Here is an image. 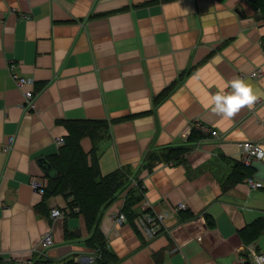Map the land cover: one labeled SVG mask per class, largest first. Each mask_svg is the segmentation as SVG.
Returning a JSON list of instances; mask_svg holds the SVG:
<instances>
[{"label": "crops", "instance_id": "obj_1", "mask_svg": "<svg viewBox=\"0 0 264 264\" xmlns=\"http://www.w3.org/2000/svg\"><path fill=\"white\" fill-rule=\"evenodd\" d=\"M261 14L255 0H0V264L95 262L85 214L71 212L65 191L31 185L46 177L44 161L59 169L74 147L102 175L129 171L130 188L143 193L126 223L113 217L125 193L102 209L114 256L106 264H253L248 247L264 252V157L246 165L241 149L264 147ZM11 66L34 82L21 89ZM236 78L257 99L226 117L209 101L230 94ZM26 90L36 92L34 108ZM88 120L83 134L71 129ZM175 149L185 154L174 158ZM181 202L188 209L149 238L138 214ZM53 208L65 216L53 220ZM50 228L55 245L40 251Z\"/></svg>", "mask_w": 264, "mask_h": 264}, {"label": "trees", "instance_id": "obj_2", "mask_svg": "<svg viewBox=\"0 0 264 264\" xmlns=\"http://www.w3.org/2000/svg\"><path fill=\"white\" fill-rule=\"evenodd\" d=\"M256 5L261 10V18L264 21V0H255ZM93 126V121H78L76 125L71 126V129L79 134H83L85 129ZM200 130V129H199ZM197 132L196 130H194ZM193 131V132H194ZM201 131V130H200ZM194 132V133H195ZM183 149H175L172 152V157L180 158L184 155ZM69 159H66L67 164L59 166L60 175L57 178L52 179L53 182L48 189L47 180L46 193H55L65 191L66 195L70 198L69 206L71 212H83L87 218L88 226L92 230L91 236L87 239L88 246L95 250L92 256H95V262L93 264H106L110 260H114L113 253L110 250V244L104 234L99 229L101 211L104 208L109 207L112 202L120 194L125 193L126 206L123 210L124 213L130 219V214L133 207L141 201L143 193L134 188H130L132 185V179L129 175V171L119 168L118 170L108 174L102 175L96 161L91 167H86L85 157L81 155L78 147H74L68 153ZM136 213V212H135ZM263 226V223L257 221L253 226V233ZM74 260L64 261L62 263H55L48 259H39L32 264H76ZM1 264H15V263H1Z\"/></svg>", "mask_w": 264, "mask_h": 264}, {"label": "built area", "instance_id": "obj_3", "mask_svg": "<svg viewBox=\"0 0 264 264\" xmlns=\"http://www.w3.org/2000/svg\"><path fill=\"white\" fill-rule=\"evenodd\" d=\"M11 73L16 79L18 86L21 89H25V87L29 84H32L34 80L32 78L22 76L18 71L17 68L11 66ZM261 70L255 71L252 73V77H259L261 76ZM221 93V92H217ZM216 93V94H217ZM26 103L31 107H35V100H36V92L34 90H26L24 92ZM258 103L261 102L259 99ZM198 129L203 132H210V134L214 136H218L220 133L217 129H211L209 126L196 123ZM15 137H9L4 144V150L7 152L10 151L14 145ZM58 145H63L65 143V138L60 137L57 139ZM242 152L241 157L243 162L246 165H251L253 159L255 158H263L264 157V147L259 142L254 141H244L242 145ZM250 186L253 188L261 187V184L254 178L249 179ZM32 187L41 194H45L47 188V180L45 177L40 176H33L31 180ZM188 209V204L186 202H181L176 205H173L171 208L165 210H155V209H145L141 213L138 214V220L142 224L147 236L149 238H154L161 234L164 230V221L165 219L172 213L178 212L182 210ZM65 216V213L60 208H53L51 210V217L53 220L57 218H62ZM114 220L118 224L126 223L129 219L126 213L123 211L116 212L114 215ZM55 245V237H54V230L50 228L47 230L41 237L39 242L38 249L40 251H45ZM248 259L253 264H264V252L256 250L253 246L248 247ZM93 262V259L91 260Z\"/></svg>", "mask_w": 264, "mask_h": 264}, {"label": "clouds", "instance_id": "obj_4", "mask_svg": "<svg viewBox=\"0 0 264 264\" xmlns=\"http://www.w3.org/2000/svg\"><path fill=\"white\" fill-rule=\"evenodd\" d=\"M230 94H215L209 101L213 105V111L232 117L241 108L251 107L257 99L254 86L243 78H236L230 81Z\"/></svg>", "mask_w": 264, "mask_h": 264}, {"label": "water", "instance_id": "obj_5", "mask_svg": "<svg viewBox=\"0 0 264 264\" xmlns=\"http://www.w3.org/2000/svg\"><path fill=\"white\" fill-rule=\"evenodd\" d=\"M44 170L52 178H57L60 175V170L50 161H44Z\"/></svg>", "mask_w": 264, "mask_h": 264}]
</instances>
